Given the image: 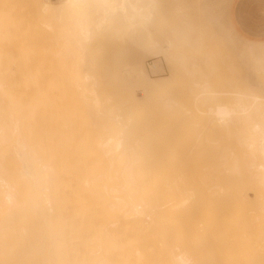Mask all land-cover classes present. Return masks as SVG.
Returning <instances> with one entry per match:
<instances>
[{"label":"bare ground","instance_id":"1","mask_svg":"<svg viewBox=\"0 0 264 264\" xmlns=\"http://www.w3.org/2000/svg\"><path fill=\"white\" fill-rule=\"evenodd\" d=\"M221 3L195 12L216 20ZM32 6L79 43L91 9L97 27L117 16L160 31L155 0H0V264H264V93L222 69L221 86L199 82V114L168 97L155 121L119 91V68L91 71L84 46L73 69L39 61ZM240 49L264 68V45Z\"/></svg>","mask_w":264,"mask_h":264},{"label":"rangeland","instance_id":"2","mask_svg":"<svg viewBox=\"0 0 264 264\" xmlns=\"http://www.w3.org/2000/svg\"><path fill=\"white\" fill-rule=\"evenodd\" d=\"M196 1H176L184 6L189 14L187 18L190 24L181 32L177 30L181 19L178 9L174 7V0H155V14L160 23V31L144 24V27L130 26L124 21H119L117 16L114 19L106 18L103 24L97 27L100 13H95L94 9L86 10L90 31L84 43H79L80 34L74 26L68 24L65 17H59V13L55 12H41L32 6L29 11L35 33L32 39L36 45L43 44L45 47L38 60L44 62L49 69L51 66L56 70L57 67L62 70L73 69V63L80 61L81 49L84 46L91 71L102 77L104 72L109 73L119 68L123 75L119 73L124 79V86L121 85L122 89L119 87V91L122 90L120 92L123 93L124 89V92L133 98L135 106L149 112L155 121L160 118L158 114L164 111L158 106L168 97H171L169 104L174 108L186 110L191 115L199 114L200 110L196 109L195 105L200 102L194 100L199 82L209 81L211 87L221 86L222 69L230 70L235 81L241 85L264 93V68L260 69L247 53L241 51V46L249 39L239 35L230 26L228 14L231 0L215 6L216 20L211 18V15L208 17L209 11L206 9H201V13L196 14ZM66 13L65 11L64 14ZM189 38H198L199 45L192 46ZM151 39H158L160 42L148 52L142 45ZM257 42L264 45V40ZM164 46L168 48L164 49ZM139 54L143 60H140ZM137 60L140 62L135 65ZM138 70L141 71V81L136 84L133 80ZM105 78H110V75L103 76V79ZM163 82L165 85L161 88L163 84H160ZM219 102L222 103V100ZM202 105L205 106V103ZM153 112L155 113L152 114Z\"/></svg>","mask_w":264,"mask_h":264},{"label":"crops","instance_id":"3","mask_svg":"<svg viewBox=\"0 0 264 264\" xmlns=\"http://www.w3.org/2000/svg\"><path fill=\"white\" fill-rule=\"evenodd\" d=\"M228 16L239 35L264 40V0H231Z\"/></svg>","mask_w":264,"mask_h":264}]
</instances>
